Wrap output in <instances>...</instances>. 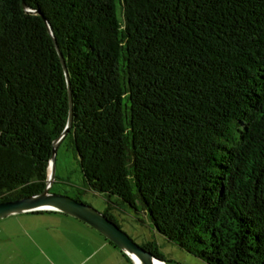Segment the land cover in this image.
<instances>
[{
    "label": "trees",
    "instance_id": "trees-1",
    "mask_svg": "<svg viewBox=\"0 0 264 264\" xmlns=\"http://www.w3.org/2000/svg\"><path fill=\"white\" fill-rule=\"evenodd\" d=\"M70 92L62 143L109 220L264 264V0H0V202L45 190Z\"/></svg>",
    "mask_w": 264,
    "mask_h": 264
},
{
    "label": "crops",
    "instance_id": "crops-1",
    "mask_svg": "<svg viewBox=\"0 0 264 264\" xmlns=\"http://www.w3.org/2000/svg\"><path fill=\"white\" fill-rule=\"evenodd\" d=\"M126 262L128 260L119 248L72 217L28 213L0 220V264Z\"/></svg>",
    "mask_w": 264,
    "mask_h": 264
},
{
    "label": "rangeland",
    "instance_id": "rangeland-1",
    "mask_svg": "<svg viewBox=\"0 0 264 264\" xmlns=\"http://www.w3.org/2000/svg\"><path fill=\"white\" fill-rule=\"evenodd\" d=\"M51 193L79 200L101 213L108 207L107 198L104 195L84 188L79 157L73 149L70 139L62 143L57 150L56 175ZM111 200L114 204H118L116 197H112ZM111 214L117 225L135 243L140 246L151 244L154 248H157L159 254L166 261L165 264H207L155 231L150 218L144 212H137L129 206L119 203V205L113 207ZM124 264H129V262Z\"/></svg>",
    "mask_w": 264,
    "mask_h": 264
},
{
    "label": "water",
    "instance_id": "water-1",
    "mask_svg": "<svg viewBox=\"0 0 264 264\" xmlns=\"http://www.w3.org/2000/svg\"><path fill=\"white\" fill-rule=\"evenodd\" d=\"M24 7L28 12L33 13V11L29 10L25 4ZM45 21L50 34L53 36L49 23L47 22V20ZM53 40L57 46L54 37ZM57 49L59 50L58 47ZM59 54L68 80L69 78L67 75L65 61L62 54L60 52ZM72 124L73 102L70 92L67 126L62 135L53 142V149L51 160L49 163V173L45 190L39 195L25 197L16 201L0 202V220L12 216L36 212H57L65 214L93 228L104 238L117 246L119 250H121L125 255L129 257L133 264H136L133 256L139 261L140 264H157V262L164 263L163 261L156 258L150 251L135 243L133 239H131L129 235H127L115 222L109 220L107 216H105L95 208L71 197L51 193V188L53 186L56 175L57 150L65 137L68 135Z\"/></svg>",
    "mask_w": 264,
    "mask_h": 264
},
{
    "label": "bare ground",
    "instance_id": "bare-ground-1",
    "mask_svg": "<svg viewBox=\"0 0 264 264\" xmlns=\"http://www.w3.org/2000/svg\"><path fill=\"white\" fill-rule=\"evenodd\" d=\"M133 258H134L136 264H140L139 261L134 256H133ZM157 264H165V263L157 262Z\"/></svg>",
    "mask_w": 264,
    "mask_h": 264
}]
</instances>
